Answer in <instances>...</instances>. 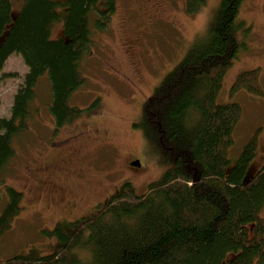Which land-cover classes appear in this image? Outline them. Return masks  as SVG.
<instances>
[{
	"label": "trees",
	"instance_id": "1",
	"mask_svg": "<svg viewBox=\"0 0 264 264\" xmlns=\"http://www.w3.org/2000/svg\"><path fill=\"white\" fill-rule=\"evenodd\" d=\"M208 1L187 0V13L198 14ZM244 1L220 0L209 32L156 87L143 105L142 122L134 124L175 165L147 193L136 194L126 182L97 214L44 232L57 240L51 253L32 248L1 264H264V165L248 177L258 133L233 163L229 151L242 109L217 104L239 54ZM15 2L0 0V71L15 54L29 71L11 117H0V186L8 199L0 212V240L22 211L24 196L5 184V171L17 155L16 139L32 121L41 79L51 86L48 107L58 132L85 111L72 105V97L84 85L94 34L106 31L116 12L115 0H23L19 11ZM241 89L264 95L257 71L238 77L233 92Z\"/></svg>",
	"mask_w": 264,
	"mask_h": 264
},
{
	"label": "rangeland",
	"instance_id": "2",
	"mask_svg": "<svg viewBox=\"0 0 264 264\" xmlns=\"http://www.w3.org/2000/svg\"><path fill=\"white\" fill-rule=\"evenodd\" d=\"M15 1L19 11L23 0ZM115 3L108 29L93 36L83 63L84 85L72 97V105L85 110L82 116L56 132L48 107L50 83L42 78L38 85L32 121L16 139L17 155L5 171V184L24 197L20 215L0 240V264L32 248L51 253L57 240L44 232H53L60 222L97 214L126 182L136 194L147 193L175 165V158L134 124L142 122L143 105L156 87L209 32L220 0H209L198 14L187 13V0ZM238 22L244 23L236 32L239 54L226 73L217 104L236 103L242 109L229 151L233 163L258 133V155L248 170L252 177L264 165V95L233 92V86L240 75L255 70L264 92V0H245ZM28 71L16 54L0 71V117H11L14 96ZM7 202L1 185L0 212ZM261 216L264 219V208Z\"/></svg>",
	"mask_w": 264,
	"mask_h": 264
},
{
	"label": "water",
	"instance_id": "3",
	"mask_svg": "<svg viewBox=\"0 0 264 264\" xmlns=\"http://www.w3.org/2000/svg\"><path fill=\"white\" fill-rule=\"evenodd\" d=\"M1 41V40H0ZM134 166H136V167H139L140 166V163L139 162H134V163H132Z\"/></svg>",
	"mask_w": 264,
	"mask_h": 264
}]
</instances>
